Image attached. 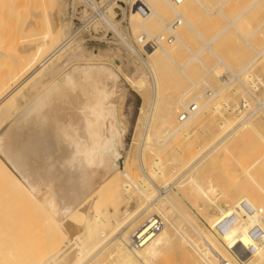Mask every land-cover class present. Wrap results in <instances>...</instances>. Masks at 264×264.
I'll use <instances>...</instances> for the list:
<instances>
[{
    "label": "bare ground",
    "instance_id": "bare-ground-1",
    "mask_svg": "<svg viewBox=\"0 0 264 264\" xmlns=\"http://www.w3.org/2000/svg\"><path fill=\"white\" fill-rule=\"evenodd\" d=\"M40 1L1 0L0 5L1 10L6 14L15 15L7 23L6 31L0 33V62L7 63V68L0 74L1 121L15 108V96L50 66L39 80H35L37 84L39 83V87H36L37 94L34 97L31 95L33 98L30 102L28 100V105L25 104L26 106L21 110L17 107L19 104L17 102L16 112L11 116L8 115V122H4L8 123V126L0 136V152L8 162L6 164L5 161L0 160V189L1 187L10 189L16 203L14 209L10 211V213L14 212L12 216H10L12 213L9 215V212L5 211V207H0V264H263L264 134L257 131L256 123L253 124V120L254 122L258 120L259 116L255 112L259 107L254 108L250 113L239 112V118L231 115L230 118H224L223 112L230 114L237 108V103L230 108L228 104L231 102L230 97L225 96L221 98V103L219 100L214 101L225 92L230 82L239 79L259 58L264 57V48H261L264 44L260 45L262 49L260 52L254 54L251 51L253 57H248L249 60L246 59L247 62L242 65L239 61L234 63L237 60L234 57L237 56H233L234 59L232 56L231 59L228 57V63L225 62L224 57H219L211 44H216L213 42L229 28L237 32L235 24L253 7L264 3V0H252L236 17L226 21L228 25L220 29V32L218 30L217 34L208 41L203 39L186 19L188 4L195 3L203 15L207 14L208 17L213 14L222 15L221 10L230 0H217L215 4L209 6L202 2L204 0H183L178 5L170 0H159L160 9L167 10V13L174 17L169 21L166 14L155 11L147 0H133L136 3L142 2L150 8V13L136 25L134 23L138 12L134 9L130 11L129 27L134 35L138 34L135 41L133 40L135 44L140 37L150 40L157 36L162 38L168 33L171 35L170 40L159 38L156 47L135 45L140 48L139 52L123 38L116 27L117 22L102 19L106 28L112 30L124 44H121L122 47L126 46L133 57L139 56L138 53L146 56V60L142 58L141 63L148 77L137 76V79L125 77L129 87L137 90L138 93L141 90L146 91L147 87L151 89L148 100L150 117L146 119V131L133 155L128 152L124 158L122 169L113 157V150L121 147V137L125 132V125H120L116 121L117 106L121 100L118 93L120 66L115 65L113 70L109 65L102 63L103 59L99 58L98 53L86 55L72 51L73 53L65 55L66 50L69 49L66 42L68 32L63 33L64 27H60L56 15L38 12ZM52 5L54 7L55 4ZM46 7H50L48 3ZM41 17H43L42 21ZM152 17L156 20L151 21ZM173 22L175 24L181 22L194 32L202 42V47L196 52L190 51L186 43L187 38L173 29L171 26ZM263 26L264 20L249 36H253ZM37 29L39 35H29ZM224 36L226 35L222 37ZM262 39L264 40V37ZM181 49L186 50L188 57L178 64L175 56ZM239 50L232 55L237 53L241 55L239 53L241 49ZM204 52L206 56L202 55ZM210 54L217 62L205 66L200 57L207 58ZM237 58L242 59L241 56L240 59ZM231 60L234 65L231 64ZM194 62L204 71V74L198 78L189 75L190 69L192 74L196 72L195 68H188ZM260 66V70L263 69L262 65ZM234 67L238 69L236 72ZM219 68L225 69V76L229 75L231 79L220 81L219 88L214 89L211 87L213 82L208 83L206 78L208 77L210 81V75L218 76ZM250 71L252 72V69ZM165 76L170 79L171 85H177L182 78L189 85L176 97H165L164 84L162 85ZM145 78L148 80L146 81ZM260 79L248 73L244 75L242 81H237L242 92H245L257 90L261 85ZM239 89H236L238 91L231 89V91L240 93L241 89ZM259 91L262 93L261 90ZM246 99L244 97V102L250 107V101ZM194 105L196 111L179 122L177 115ZM53 107L57 109L53 110ZM260 112L262 114V111ZM204 114H208L206 116L211 117V120L214 116L222 120L217 123V128H214L217 130L211 133L208 141L198 146L195 140L194 145L192 136L204 124ZM259 118L258 122L264 120V110L262 117ZM158 122L163 124L164 130L159 132L162 138H156L157 140L154 141L152 131ZM4 123L1 125H5ZM248 130L252 133L250 134ZM244 131L251 136L248 138L245 136L249 143L250 138L254 137L252 147L257 144L256 139L260 143V208L258 209L259 206L254 205L252 200L250 203L247 201V206L244 203L247 209L251 206L257 208V210L253 207L249 209L250 215L253 216L247 214L252 221L244 215L247 210L244 211L245 206L242 207L241 204L243 200L246 202L245 198L239 200L240 198L233 197H238L242 193L241 184L237 183L241 193L239 194L238 190L233 191L237 189L233 185L231 195L227 193L231 188L225 191V185L222 184L227 180L229 183L230 178L239 174L240 169L246 170L243 164L246 157L240 158L241 163L237 161L238 164L235 162L238 158L233 160L234 158L229 157L235 166L239 164L241 166L238 172L235 170L237 174H232V171L231 176L225 169L226 161L221 172L225 169L224 173L227 172L231 176L229 178L227 176V180L223 178V172L221 174L215 171L222 177L220 178L222 182H218L222 184L224 190L221 188L220 193L216 180H211V178H219V175L213 172L215 168L209 167L211 172L207 173V177L212 172L216 177H211L210 174L208 179H204L206 175L203 176L204 170L210 165L209 161L217 162L214 160L216 158L211 157L220 151L227 152L226 145L231 138L239 135L238 133L243 134ZM248 140H245V143ZM106 143H110L111 150L105 146ZM230 152L223 156L229 159ZM243 152L247 153V151ZM242 154L240 153V157ZM237 155L236 153L235 156ZM218 160L221 162L222 158ZM214 163L212 164L215 167L216 163ZM235 166L233 169L236 168ZM242 172L247 175L246 171ZM240 174L237 176H242ZM6 180L9 185L6 184L5 188ZM210 180L216 185L212 186ZM228 183H226L227 187ZM226 196H232L231 199L240 201H238L240 204H237L236 200H233L232 206L244 208L241 212L244 218H247L246 222H243L242 217V220L236 219L239 220L237 223L243 222L241 225L233 224L234 221L236 223L235 217H240L238 214L241 212L238 211H236L237 215H232L235 216L233 219L230 217L231 222L230 219L226 220V214L236 210L234 208L235 210H228L226 213L217 204V198L221 197L222 205L227 206ZM241 196L242 194L239 197ZM231 202L229 201L230 206ZM208 209L217 213L220 223L209 219L212 216ZM32 215L29 221L32 219L30 223L34 225L36 222L34 228L31 224L28 225L27 219ZM215 217L214 215L213 218ZM198 219L203 220L209 233L205 228L199 227ZM225 220L231 226L221 227L227 224ZM258 231L260 237L259 234L256 236Z\"/></svg>",
    "mask_w": 264,
    "mask_h": 264
},
{
    "label": "rangeland",
    "instance_id": "rangeland-1",
    "mask_svg": "<svg viewBox=\"0 0 264 264\" xmlns=\"http://www.w3.org/2000/svg\"><path fill=\"white\" fill-rule=\"evenodd\" d=\"M49 1H51V3H52V0H41L39 2V4H38V6L40 5L39 8H38V12L39 13L52 14L54 16L56 15L55 18H57L56 20H57L58 24L60 25V27H64L63 28V33L65 34V33L68 32L66 34L67 37L70 36V35H73L74 36L75 35V32H79L81 30L78 33V35H76L75 37H73L72 40L70 41L71 44L68 47L69 49L66 50L65 55H68L69 53L71 54L72 51L73 52L74 51L75 52L78 51V52L84 53L86 55H91V54L98 53L99 54V58L100 59H103L102 63L106 64L107 66L109 65V67L112 68L113 70H115V65L120 66V71L121 72H118L119 73V81H118V86H119L118 89H119V92L118 93H119V96H120V99L121 100H120V102H119V104L117 106L118 117L116 118L117 119L116 121L120 125H125V129H124L125 132L122 135L123 138L121 137V139H122L121 140L122 141L121 147L119 149L113 150V157H114L115 161L117 162V165L119 166V168L122 169L123 168L122 165L124 164V161H125L124 158L127 156L128 152H129L130 155H133V153L136 150V147H137L138 143H140L139 141H141L142 135L146 131V126H147V120L146 119L148 117H150L149 101L148 100L150 99V96H151V89L149 87H147V90L146 91H142L141 90V91H139L140 93H138L137 90L131 89L129 87V83L127 82V80L125 78V77H127L129 79H137L136 78L137 76H143V77L146 76V77H148L147 74H146V71L143 68L142 63H141V60H143V59L146 60V56L145 55L143 56L142 53H139V56H142V57L139 58V56H136V58H135V55L133 57L132 56L133 54H131L129 52V50L127 48H125V46L122 47V45H124V44L119 41L118 37H116L115 34H112V35L109 34L108 37L106 38V41H99V40H97V39H99V37L101 35L104 34V31L103 30H105V29H104V27L101 24H97V25H95L94 27H92L90 29H87L86 28L85 30H83L84 27H82L81 23H79V21H83L84 20V17L82 15V12L79 14V16L74 17L72 15V13H71V10H70L69 5L67 4L66 0H53V3L52 4H55L54 7H53V5ZM54 1H55V3H54ZM103 1L104 0H102L101 2H99V0H96V3L99 6V5H101V3L103 4ZM122 1L126 5L125 7H122L121 8L122 9V12L121 13L120 12H117L116 14L110 13L109 16H110V19H112V22H114V23L117 22L118 23V25L116 27L119 30V32L121 33V35L123 36V38L126 39L127 42H129L130 44H132L134 46V48H136V50L139 52L138 49H140V48H138V47H141V45H137L138 43L137 44L134 43V41H135L134 39H135V37L138 34L134 35L133 32H132V30H131V28L129 27L130 11H132V10H130V5H131V3H133V0L132 1L122 0ZM205 1H206V3H205ZM251 1L252 0H230L229 2H227L225 4V6L223 5L224 7L222 6L223 9L221 11H223L222 12V15L224 16V18H222L223 16L221 14L208 15V17H207V14L206 15L205 14L203 15V12L199 9V7L195 3H190V4H188V7L189 8H188V11L186 12V19L192 25V27L195 28V30L198 33H200V35L202 36V38L208 41L212 37H214V35L217 34V31L218 30L220 32V29L222 30L223 27H225L226 25H228V23L226 21L232 20L234 17H236ZM147 2H148V4L155 11H158V13L166 14V16H168V21L174 18L172 15H169L167 13V10L166 11L165 10L162 11L160 9L159 0H147ZM202 2L204 4H206V6H209L211 4L212 5L215 4L217 2V0H204ZM47 3L50 6L49 7L50 9L48 7H46L47 6ZM138 3H140L141 6H143V8L147 11V13H145L144 15L143 14H139V13L136 14V17H135L136 21L134 23L135 25L137 24V22H139V20H141L142 18H144L146 15H148L150 13V8L149 7H147L142 2H138ZM0 5H1V0H0ZM42 5H43V7H42ZM253 8L251 9L250 12H248L247 14H244V16L235 24V26L237 28V32L239 31L238 33L235 32V29L229 28L228 29L229 31L227 30L225 32L226 34L223 33V35H226V36L222 37L223 36L222 35V36H220L218 39H216L213 42V44L216 42V44H214L216 48L213 47L214 45L211 44V47L213 48V50L214 49L216 50L215 52H217V55H219V57H224L223 60L224 61L226 60L225 62H227V63L229 61V59H227L228 57H230V59H231V56H232V58H233V56H237L240 59V56H241L242 59H240V60H242V62L240 60H238L237 57H234V58L237 59L236 61H234V63L237 62V61H239L240 64L242 65V63L244 64L245 62H247V60H249V58H252L253 55L255 54V52H260L264 48V45L263 46L261 45V44H264V40L262 39L264 37V26L262 28H259V30H257L255 32V34H253V36L252 35L249 36V34L252 33L255 28H257L258 26H260V23L264 20V3H261V4L255 6V7H253ZM47 11H48V13H47ZM55 12H56V14H55ZM5 14H6V12L3 11V10H1V8H0V33H3V32L6 31V29L8 28V26H7L8 24L7 23L15 17L14 14H6V15ZM39 15H41V14H39ZM12 16H14V17H12ZM114 16H116V17H114ZM27 18L29 19V16ZM42 18L43 17H41V21H42ZM75 18H77L78 21L75 20ZM224 19H226V20H224ZM155 20H156V18H154V17L151 18V21H155ZM176 25L177 24H175V26ZM65 29H67V30H65ZM173 29H175L176 31L180 32L182 35H184V37L187 38V42L186 43H187L188 49L190 51L196 52V51L199 50V48L202 47V42L195 36L194 32H192L189 29H187L181 22H179V26L178 27L173 28ZM110 31H112V30H110ZM227 33H228L229 36H227ZM39 34L40 33H39V30L38 29L35 30V31H33V32H31V33H29L30 36H33V35H36L37 36ZM241 34H242L243 37L241 36ZM156 35H158V32H156ZM163 37L164 38H171V35L168 33V34H166ZM93 38H97V39H93ZM219 39H221V40H219ZM244 39H246V40H244ZM245 42H246V44H245ZM135 45H137L138 47L135 46ZM249 45H253L255 48L253 46H249ZM260 45H261V48L262 49L260 48ZM249 47L253 48V50H251V48H249ZM256 47H258V49ZM239 49H241V52H239L241 55H239L238 53L236 55H232V54H235L236 52H238ZM251 51L254 54H252ZM205 52L208 53V51H205ZM205 52L202 55H205L206 54ZM140 54H142V55H140ZM207 56L209 58L208 57L207 58L205 57L206 60H205L204 57L203 58H201L202 56L200 57V60H203L205 66H211V65L214 64V62L215 63L217 62V60L214 58V56H211V54L210 55H207ZM187 57H188V53L186 52V50L181 49L180 53L175 56V59H176V62L178 64H181L182 62H184L187 59ZM136 59H138V60H136ZM232 60L230 62H232L231 64L234 65V63H233ZM262 60H263V62H262ZM117 62H118V64H117ZM260 63H263L264 64V57L259 58L257 60V62L254 64L255 66L253 65V67H251L248 70V71H250L252 69V72L251 71L250 72L247 71L244 75H247L248 73L249 74L251 73V75H253V77L255 76V78H257V76H258V78H261L260 79V80H262L260 82L261 85H259L257 87L258 88L257 89L258 91L256 90L257 91L256 95L257 96H260V101H261L260 104H262V102H263V104L260 106L261 109H262L264 107V92H263V90H264V88H263L264 87V77H263L264 76V72H262V71H264L263 70L264 69V66H263V64H260ZM236 65H238V63H236ZM260 65H262V67H263V69H261V70H260V67H261ZM191 66L188 67V68L189 69L190 68H193V69L195 68L196 69V72L195 73L193 72V74H192V69H190L191 71L189 73H191V74H189V75L190 76L192 75L193 78H198L199 76H202L204 74L203 69L200 66H198L195 62ZM49 67L50 66H48L47 68H49ZM6 68H7V63L6 62H0V74ZM47 68H45V70H43L45 72H41V73H43V74L46 73ZM233 69H236V70H234L235 72L238 70L236 67H234ZM218 70H220L219 71V75H218L219 77L218 76H216V77L215 76H212L211 77V75H210V77H209L210 78V81H209L208 77L206 78V80L208 81V83H210L211 81L213 82V84L211 82V84H212L211 87L212 88L214 87V89L219 88V86L221 85V83H220L221 79H219V81H218V78H221V75L223 76V74L226 73V70L223 69V68H219ZM261 72H262V74L260 75ZM43 74H39V77L38 78H35V79L31 80L15 96L16 97L15 98V101H14L15 108L12 109L10 111V113L7 114V116L8 115H10V116L13 115L16 112L15 109H17V107L22 110V108H24L26 106L25 104L28 105V103L31 101V99L37 94L36 87L37 86L39 87V83L37 84V81L35 82V80H39L42 77ZM244 75H243V77H244ZM216 78H217V80H216ZM229 79H231V76H230ZM147 80H148V78L146 79V81ZM162 82H164V83H162V85L164 84L163 85V87H164V93H163V95L165 97H176L177 94H180L184 90V88H186L189 85L188 82H186L184 78H182V80L180 82H178L177 85H171L170 79L169 78H166V76H165V79H162ZM0 83L2 84L1 80H0ZM146 86H148V85L146 84ZM32 87H34V88L32 89ZM28 88H29L30 91L27 90ZM235 88L236 89H239L240 88L239 84L233 83L214 102H216V101L219 100L220 103H221L222 102L221 98H225V97L226 98H229L230 97V101L231 102H228L229 107L230 108L234 107L236 105V103H237L236 106L238 107V105L241 102V100L244 99V97L246 98L247 95L246 94L244 95L245 92H242V89L241 88H240L241 90L239 89L240 90V93H238V92L237 93H234V91H231V89L232 90H236ZM259 90H261L262 93H260ZM236 91H238V90H236ZM22 95H23V97H22ZM31 95H33V97ZM28 100H29V102H28ZM17 102L19 103L18 106H17ZM20 109H18V111ZM56 109L57 108H54L53 107V110H56ZM236 109L233 112H231L230 114H228V113L225 114V112H223V117L224 118L225 117L226 118H230L232 116V117L239 118V116H238L239 115V112H241V111L242 112H245L241 108H240L241 111L240 110H236ZM261 109H260V111H262V114H263L264 108L262 110ZM247 112H249V111H247ZM227 114H228V116H227ZM262 114H261V112H257L256 113V115L259 116V117L260 116L262 117ZM206 115H208V114H204L203 115L205 117L204 118L205 121H204V124H202L203 127L201 126L202 129L200 128V130L197 131L198 133L197 132L196 133L195 132L193 133L192 140L194 141V145L196 143H197L198 146L199 145H203L206 141H208L209 138L211 137V135L216 132L217 129H214V128H217V123L220 120H222L218 116L212 117L213 119L211 120V117L208 118V116H206ZM7 116L5 117L6 119L4 118V119H2V121L0 120V136L6 131V128L8 126V123H4L5 121L8 122L7 120L9 118V116L8 117ZM177 116H179V115H177ZM259 117L257 118L258 120H256L255 122L253 120V124L256 123L255 124V127H256L257 131L258 132H261V133L263 132V134H264V130H263L264 129V124H263L264 123V120H262L263 123H261L262 121L261 122H258V121H260V118ZM206 122H207V124H206ZM1 123L2 124L4 123L5 125H1ZM162 126H163V124H161L159 122L155 124V126L153 128V131H152V133L154 134V137H155L154 138V141L157 140V139H160L161 136H160L159 132H160V130H162V131L164 130V128ZM205 129H206V131H205ZM248 131L250 132V134L252 133V131H250V130H248ZM247 133L248 132H245V131L243 133L244 135L238 133L239 135H236V137L235 136L232 137L231 138V141L229 142L230 144L228 143L226 145L227 152H230V150L233 149L230 152V155L228 156V158L230 156H231L232 159L234 158L233 160H236L238 158L235 161L236 163H237V161L238 162L241 161V160H239L240 158L243 159L244 157H246V158H244V159H246V161L244 160V162L246 164L243 163L245 165L244 168L246 170L240 169V171H239V167L241 166V164H239V166L238 165L235 166L234 165L235 163L232 162V159L231 158L227 159L225 156H223L227 152L220 151V152L216 153L217 155L214 154L213 157H211L212 159L213 158H216V159H214V160L217 161V162H215L216 163V166L215 167L212 164L214 162L212 161V163H211V161H209V160L208 161L210 162V165L211 166L209 165L207 167V165H206V167H207L206 169H205V166H204V169L205 170H204L203 176H205V175L206 176H205V178L202 176V179L203 178L204 179H208V177H210L209 175L211 173L207 177V173L211 172V171H209V170H211V169H209V167L210 168L212 167V169L218 168L217 170H215V169L213 170L214 173H215V171H217V173L223 174L225 169H226L227 172L229 171V174L230 175H231V172L232 171H233L232 174H237L238 171H239L238 173L240 174V172H241L240 175H242V176H239L238 177L237 175H239V174L235 175L236 178L238 177L237 180H235L234 179L235 177L231 175L233 177L232 179H234L235 182H233L232 179L230 178L229 183H228V180H227V176H228V178L231 177V176L228 175L227 172H225L227 175L225 173L223 174V176H224L223 178L224 179L226 178L225 180H227V181H224L225 183H222V184L225 185V191H227L228 189L231 188L227 192V193H230V195H231L233 193V191L238 190V188L240 186H242V187L244 186V188L240 187L241 190H242V193L238 190V193L240 192L242 194V196L239 197L241 194L239 193L240 195H238V193H236V195H238V197H236V196H233V197L236 198V199L240 198L239 200H241V198L242 199L245 198L246 202L243 200V204H241L242 207H243V205L245 206V204L247 206V203L248 202L250 203V201L252 200L251 202L254 205H256V206H259L258 207V209H259L260 208V205H259L260 204V200H259L260 199V143L256 139V143L257 144L256 145L254 144L253 147H252V143H254V141H255L254 140V137H253L254 135L252 136L253 139L250 138L252 142L250 141V143H249V140L247 138L248 137H251V136H250V134L247 135ZM240 135H242V136H240ZM245 136L247 138H245ZM239 139L243 143H241ZM242 139H244V140H242ZM195 140H196V143H195ZM245 140H248V141L245 143ZM248 145L250 147H248ZM105 146L108 148V150L109 149L110 150L112 149L110 143H106ZM238 148H239L240 151H242V150L245 151V153L247 151V153L244 154L243 151L240 152L238 150ZM244 148H246V149H244ZM250 148H252V149H250ZM249 151H252V152L250 153ZM236 153L238 154L237 156H235ZM240 153H243L245 156L242 154V156L240 157ZM220 157L222 158L221 162H220V160H218V159H221ZM224 159H226V160L224 161ZM0 160L1 161H5V163L8 164L7 160L5 159V157H4V155L2 153L0 154ZM226 161H227L228 164L226 163V168L224 170L222 169L223 170L222 171L223 173H222L221 172V168H224V165H225V162ZM219 162H220V164H219ZM231 162H232V164H231ZM239 163H241V162H239ZM243 164H242V167H243ZM233 166H235L236 168L234 167L235 169H233ZM235 170L237 171L236 173H235ZM242 171H244V172L246 171V173H247L248 176L245 174L247 176L246 177ZM213 172L211 174V177H216L215 175L213 176ZM217 173H215V174L217 175ZM218 175H219V178L218 177L217 178H211V180H213V179L216 180V183H217L218 187H220V190H218L219 188L217 186H216L217 188L216 187L215 188L220 193L221 190H222L221 188H223V186H222V184H220L218 182V181L222 182V180H221L222 177L220 176V174H218ZM240 178H241V180H240ZM243 178H244V180H242ZM217 179H219V180H217ZM230 181H232L233 183L230 182ZM211 182L213 183L212 184V186H213L215 182L214 181H211ZM3 183H5V181ZM226 183H228L229 186L231 184V186L230 187L229 186L227 187V184ZM237 183H239V185L240 184L241 185L239 186V185H237ZM6 184L9 185L8 181H7V183L4 184L5 188H6ZM245 184H247V185H245ZM233 185L237 189H234L232 191V189L234 188ZM226 187H227V189H226ZM246 189H248V190H246ZM255 189L257 191L258 190L259 191L257 192ZM223 190H224V188H223ZM253 190H255V191H253ZM9 191H10V189H7L6 190V189H2V187H1V189H0V207H5L6 208L5 211L9 212V215L12 213L10 215V216H12L14 212H11L10 213V211L12 209H14V205L16 203H15V197L12 195L11 191L10 192ZM249 191L254 192L253 195L251 194L252 192L249 193ZM246 193H247V195H246ZM255 193H257V194L255 195ZM234 194H235V192H234ZM250 194L252 196H250ZM226 195H228V194H226ZM245 196L246 197H250V198H246ZM226 197H228V196H226ZM231 198H232V196L231 197H228L227 200L225 201V202H227V206L222 205V199H221V197H220V199H219V197L217 198V204L221 207V209L223 210V212H226L228 210L231 211L232 209L236 208L235 206H232L233 203H234L233 200H236V199H231ZM253 198H254V200H253ZM255 200H258L259 202H257V201L255 202ZM229 201L230 202L232 201L231 202V206L233 208L230 206ZM238 201L236 200L237 204H240L239 203L240 201L239 202ZM252 203H251V205H252ZM246 206H245V210H244V208L241 209V206H239L238 208H236V210L234 209L235 211L232 210L231 211L232 213L231 212H229V213L226 212L227 214L226 213L225 214H226V216L228 218V219L226 218V220H229L230 219L229 222H231L232 219L235 217V216L232 217V215H237L238 213L241 212V210H244V211L247 210V212L244 213L245 217L248 216V215H250L251 213H250V210L249 209H251V207H253V206L249 207L248 209H247ZM248 206H249V204H248ZM223 207H225V208H223ZM230 207H231V209H230ZM253 209L254 210H257V208L255 209V206L253 207ZM254 210H251V212H253ZM207 211L212 216V218H209L211 221L213 219V221L215 223H220L219 221H221V220L217 216V213L214 212V210L208 209ZM207 211H206V213H207ZM236 211H238V213ZM235 212H236V214H235ZM229 214H230V216L228 217ZM240 214H242V212ZM240 214H238V216H240V217H235V220L237 218L238 219H241V220L244 218V215L243 214L240 215ZM214 215L216 216L215 218H213ZM251 216H253V215H250V217ZM30 217H33V215L27 217L28 222H29L28 225L31 224L30 222H31L32 219L29 221V218ZM217 217H218V219H217ZM230 217H232V219ZM250 217L248 216L247 218H250ZM247 218H244V221L243 222H246L245 220ZM35 219H37V217ZM215 219H217V221L218 220L219 221L216 222ZM250 219L252 221V218H250ZM5 220H7V218ZM226 220H225V222L227 223ZM34 221L35 220H33V222ZM237 221L239 222V220H236V223L234 221L233 224L241 225L243 223L242 221L240 223H237ZM197 222H198V225H199L200 228H202V227L205 228L206 231L209 233V229L205 225V223L203 222V220L201 221V219H198ZM225 222L223 221V223H225ZM259 222H260V220H259ZM34 223H35V225L33 223L31 224L32 228H34V226H36V222H34ZM224 225L226 227L229 224L228 223L227 224H223L221 227H223ZM229 226H231V225H229ZM263 229H264V227H263ZM31 230H33V229H31ZM258 230L260 231V228ZM259 231L257 232V235L256 236H258V234H259V237H260V232ZM262 231L264 232V230H262ZM34 236L35 235H32V237H34ZM256 236H255V238H257Z\"/></svg>",
    "mask_w": 264,
    "mask_h": 264
},
{
    "label": "built area",
    "instance_id": "built-area-1",
    "mask_svg": "<svg viewBox=\"0 0 264 264\" xmlns=\"http://www.w3.org/2000/svg\"><path fill=\"white\" fill-rule=\"evenodd\" d=\"M102 0H99V2H101ZM173 4H180L183 0H170ZM67 4L69 5V8L71 10V13L74 17L79 16V14L82 12V15L84 17L83 21H79V23H81L82 27H84L83 30L90 29L92 27H94L97 24H101L105 30L104 34L101 35L99 37V39L97 38H93V39H97L99 41H106V38L108 37L109 34H114L112 31H110L109 29L106 28V26L104 25L102 19L106 18L112 21V19H110L109 14H116L117 12H122V7H125L126 5L124 4V2L122 0H104L103 4L101 3V5L98 6V4L96 3V0H66ZM130 9H134L136 12H138L139 14H145L147 13V11L143 8V6L140 5V3H136L133 2L130 5ZM116 17V16H114ZM75 20L78 21L77 18H75ZM173 28H176L179 26V22H177V25L175 26V22L172 23L171 25ZM81 31V30H80ZM79 31V32H80ZM79 32H75V35H70L66 38V42L68 43V45H70V41L72 40L73 37H75L76 35H78ZM159 38L160 37H155L154 39H150L147 40L146 38H142L140 37L138 40V44L137 45H141V46H148V47H156L159 44ZM163 38V37H162ZM160 38V39H162ZM170 40L171 38H165V40ZM126 47V46H125ZM139 54V53H138ZM227 78H230V76L228 75V77L225 76V74H223V76H221V81H227ZM243 76H240L239 79H237L238 81H242ZM237 80H233L232 82H230V86L233 83H239ZM258 89V88H257ZM257 91L256 90H249V91H245V94L247 95V101H250L251 106L247 107L246 104L244 102V99L241 100V102L239 103L238 107L236 110H240V108L245 111V112H241L242 113H250L254 108H258L259 109L255 112H260V96L256 95ZM196 111V107L191 106L190 108H188L185 111H182L181 114H179L178 116V120L179 122L184 121L189 114L194 113ZM249 111V112H247Z\"/></svg>",
    "mask_w": 264,
    "mask_h": 264
}]
</instances>
